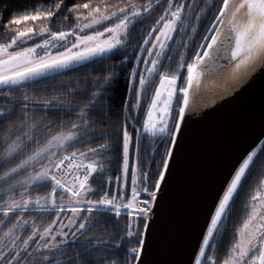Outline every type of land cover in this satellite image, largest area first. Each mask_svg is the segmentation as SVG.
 I'll return each mask as SVG.
<instances>
[{
    "label": "snow or ice",
    "instance_id": "6c2138e0",
    "mask_svg": "<svg viewBox=\"0 0 264 264\" xmlns=\"http://www.w3.org/2000/svg\"><path fill=\"white\" fill-rule=\"evenodd\" d=\"M162 2L145 0L137 4L130 0L119 7L108 3H103V7H92L91 3L74 4L68 11L77 13L76 23L67 30L52 31L49 26L21 30L24 22L55 18L64 7V0H59L47 7L36 5L33 11L23 15L14 14L4 26L6 31L0 34L3 38L0 42V96L8 106L0 108V193H3L0 195L3 216L0 225L6 230L0 233V264H70L71 261H78V264H147L144 259L148 243L146 233L151 228L159 193L171 174L186 135L184 122L191 88L199 85L204 71L214 69L221 61H236L235 66L239 68L253 56L264 54V0H222L191 62L186 65V86L178 87L187 52L199 33L202 18L213 4L196 11L197 0H167L163 13L147 35H142L143 43L133 45L140 53H132L135 63L126 71L132 63L127 54L130 32L141 20L149 18ZM83 10H89L87 15ZM242 10L246 16L243 21L238 18ZM67 20L68 17H64L61 23ZM189 28L188 39L178 42L184 51L180 53L176 72L172 75L161 73L171 42L178 33L181 37L186 35ZM37 38H41L39 43H30ZM117 55L123 56L118 63H107ZM171 59L169 57V67ZM89 64L108 71L86 76L84 90L78 91V85L77 89H67L51 99L39 101H32L27 95V85L38 83L37 78L54 79L63 75V69ZM157 74L159 86L147 107L142 127H137L134 121L139 117L133 113H139L143 107L145 93ZM121 82L125 85L124 99L116 108L114 89ZM88 84L94 90L88 91ZM52 87L65 88V85L59 83ZM20 90L24 91L22 96L17 95ZM76 95L90 99L80 106L72 103ZM102 98L103 103L100 102ZM37 109L75 113V119L67 127L62 121L45 123L37 118ZM121 113L123 122L119 119ZM130 121L132 131H129ZM102 125L108 127L98 129L97 126ZM57 127L59 130L53 132ZM259 135L264 136V130ZM146 136L150 138L152 152L144 163L141 145ZM93 140L104 142L86 151L60 155L74 144ZM133 142L134 157L131 153ZM114 152L122 157L121 171L115 177L116 191L109 195L110 190L104 189L99 199H90L89 196L97 191L90 187V179L98 178L103 182L104 173L110 170V165L104 161L110 160ZM258 152L264 155V141L251 151L234 153L223 162L214 182L207 188L206 229L195 254V264H218L215 256L222 240V229L240 190L257 168ZM129 176L130 196L125 191ZM261 176H264V169ZM49 184V194L35 198L30 195L36 188ZM17 189L20 190L19 199L15 197ZM58 191L59 197L56 196ZM246 207L251 211L237 229L238 239L232 243L222 264H264V214H261L264 212V179L259 181ZM28 211L55 212L56 216L44 226L43 215L40 222L26 219ZM17 212L21 215L16 216ZM95 213L112 214L116 218L117 232L103 233L108 239L86 235L98 222ZM13 216L15 221L9 226ZM121 216L129 218L124 226H119ZM26 227H30L31 232L23 237L19 230H26ZM125 241L134 246L126 248ZM73 246L77 251L67 255L65 250ZM209 247L213 249L211 256L206 251Z\"/></svg>",
    "mask_w": 264,
    "mask_h": 264
},
{
    "label": "water",
    "instance_id": "95a60500",
    "mask_svg": "<svg viewBox=\"0 0 264 264\" xmlns=\"http://www.w3.org/2000/svg\"><path fill=\"white\" fill-rule=\"evenodd\" d=\"M238 18L246 19L244 10ZM233 62L221 61L204 71L199 85L190 90L186 135L146 233L147 264H195L206 229L207 188L225 160L264 141L259 135L264 130V54L227 80L224 72Z\"/></svg>",
    "mask_w": 264,
    "mask_h": 264
},
{
    "label": "trees",
    "instance_id": "16d2710c",
    "mask_svg": "<svg viewBox=\"0 0 264 264\" xmlns=\"http://www.w3.org/2000/svg\"><path fill=\"white\" fill-rule=\"evenodd\" d=\"M56 2H59V0H0V34L4 33L6 31L5 25L8 24L9 20L12 18L14 14L23 15L26 11L31 12L34 9V6H44L47 7L51 4H54ZM130 0H103V3H108L112 7H119L123 6L126 3H129ZM137 4H143L145 0H134ZM191 2V0H189ZM85 3H91L92 7H95L97 5H100L103 7V3L101 0H64V7L63 10L51 21H43V22H24L21 26V30L24 28L32 27L37 30L41 27L49 26L51 27L52 31H59V30H67L72 25L76 23V15L75 12H69L68 9L71 8L74 4L83 5ZM197 3L199 7H197L195 10L200 11V8L204 7L207 4H213V7L208 9L207 16L202 18L200 22L199 27V33L195 36V42L192 44L191 49L187 52V60L185 62V65L192 60V57L195 54L196 48L199 46L200 41L204 37L206 30L208 26L211 24V20L214 19V13L218 11V4L222 3V0H197ZM167 7V0H163L160 7H158L149 18L141 20L139 23H137L134 30L130 32V40L131 43L127 46V54L131 57L132 63H129L127 66V69H131L133 63H135V56L132 55L133 52L140 53V49L138 47L133 48V45L137 42L143 43V39L141 38L142 35L146 36L147 32L151 29V26L155 23L156 19L159 18V16L163 13V9ZM110 11L112 8L110 7ZM89 10H83V14L87 15V12ZM64 17H68V20L64 23H61L64 21ZM193 22H195V17L192 18ZM191 35V28H189V31L186 35L181 37V35L178 33L176 36V39L171 42V49L168 52V56L164 58V63L161 66L160 72L166 73V74H174L176 72L177 67L179 66L180 61V53L184 51L182 45H179L178 42L183 38L184 40L188 39V36ZM152 39H155V37H152ZM0 42H3L2 36H0ZM151 47V45H149ZM143 55L147 56V52H144ZM169 57H171V66L169 67ZM123 58L122 55H117L114 57H111L107 63H118ZM184 65V71L183 74L178 78L179 83L178 87L182 88L185 85L186 82V76L187 72ZM140 67L143 68V62H141ZM95 69V70H94ZM63 72V75L56 76L54 79H43V78H37L38 83L31 84L29 83L27 85V95L31 98L32 101H39L43 99H51V97L55 94L61 93L66 91L67 89H77V86L79 85V90H84L85 88V77H92L96 76L101 73H106L108 71L107 69H101L97 68L96 65L89 64L87 67H81L80 65H73L69 69H63L61 70ZM123 73H121V76ZM159 74L156 75L153 83L149 86L147 92L144 96L143 101V107L140 109L139 113H133V115H138V119L134 121L137 127H142L143 121L146 115L147 107L151 101V98L154 94L155 88L157 86V83L159 82ZM63 83L65 85V88H54L52 87L53 84H59ZM138 83V81H137ZM47 86V87H45ZM2 87V86H0ZM124 89L125 85L123 82L119 84L118 87H115V96L113 103L116 108L120 106L124 99ZM87 90L92 91L94 90L91 86V84L87 85ZM24 94L23 90H20L17 95L22 96ZM72 99V98H68ZM90 99L89 96L81 97L79 95H76L75 99L72 100V103L79 104L80 106H83V104L87 103ZM177 99L181 100L182 97H177ZM103 103V98L100 101ZM15 103V102H13ZM21 103H24L21 101ZM31 103V101H29ZM8 105L6 103V100L4 97L0 96V108H6ZM178 106V105H177ZM21 109L18 107L17 111H20ZM79 109H77L78 111ZM37 118L43 119L45 123H47L49 120L59 124L61 121L65 124V126H69L70 122L75 119V113H69V112H52V111H44L41 109H37L35 112ZM119 119L121 122H123V113L119 115ZM132 122H129V131H132L131 127ZM98 129L100 127L107 128V125L97 126ZM59 128H54L53 132L58 131ZM90 133L89 135H91ZM103 140H93V141H85L82 143L74 144L72 147L67 148L66 152H73L75 150L79 151H86L89 147H95L96 145L103 143ZM152 148L150 144V138L145 137L144 141L141 145V157L144 160V163L148 162V156L151 154ZM132 156L134 157L136 154L135 149V142H133V146L131 148ZM159 157L157 156V159ZM89 159H93L92 157H89ZM257 168L254 170L252 175L249 177V180L245 183V186L240 190V195L235 201L234 207L231 211L230 216L226 219L225 225L222 229V240L219 242V249L216 252L215 259L218 261V264H222L223 260L226 258V255L228 253L229 248L231 247L232 243L235 242V240L238 238L237 229L243 224V220L247 217V214L249 213L250 207H246L248 205L250 197L254 193V189L257 187L259 181L264 178V176H261V171L264 169V155H260V153H257ZM104 163L110 165V170L108 172L104 173V180L101 182L98 178H92L89 181V185L92 189L97 190L95 191V194L90 195V199H99L101 195L104 194V189H109V195H111L113 192L116 191L118 184L115 179V177L120 173L121 166H122V157L118 156L117 153L111 154V159L108 161H104ZM155 167V165H153ZM111 177V179H109ZM123 184V181L120 182ZM131 189V181L130 176L128 179V186L125 189L127 194L129 195ZM19 191V189H17ZM16 190V192H17ZM51 190L50 184L46 187H39L36 188L33 191L39 192L40 194L44 192V194H49V191ZM20 193V192H19ZM19 193H17V196H15L17 199L20 198ZM0 195H3V193H0ZM60 192L58 191L56 193V196L59 197ZM35 198V197H33ZM57 203H59V200H57ZM71 213H68V215ZM21 215V213L17 212L16 216ZM44 216V220L42 223L44 226H46L48 223H51L52 219L55 218L56 213L51 212V214L48 213H37L33 211H28L26 213L25 218H33L36 219L38 222H40V216ZM84 215H88L87 212H84ZM96 217H98V222L96 225L92 228L90 232H88L86 235L88 236H96L101 239H108L107 235H102L103 233H112L117 232L118 227L116 223V218L110 214V213H95ZM0 218H3L2 213H0ZM82 218V217H81ZM127 216H121L119 218V226H124L128 222ZM15 221V216L12 217L11 221H9V226L12 222ZM66 222V221H65ZM6 228L3 225H0V233L2 231H5ZM42 230V229H41ZM67 231V229H65ZM75 230V229H73ZM31 232L30 227H26L25 229L19 230V233L23 237H27ZM122 238V237H121ZM83 239V237H81ZM124 246L131 247L134 246L133 244H129L127 241H125ZM66 254L71 255L72 252L77 251V248L73 246L72 248L66 249ZM207 253L209 256L213 254V249L211 247L208 248ZM114 258V257H109ZM205 260H207V257H204ZM70 264H78V261H71Z\"/></svg>",
    "mask_w": 264,
    "mask_h": 264
},
{
    "label": "bare ground",
    "instance_id": "6f19581e",
    "mask_svg": "<svg viewBox=\"0 0 264 264\" xmlns=\"http://www.w3.org/2000/svg\"><path fill=\"white\" fill-rule=\"evenodd\" d=\"M258 55L253 56L252 59H250L247 63L241 64L239 68H237L236 65V61H234L232 64H230L224 72V77L227 80H231L235 77H237L239 74H241L246 68L247 66L255 59L257 58ZM159 81V80H158ZM157 87L159 86V83H157ZM146 118V115H145ZM68 154V153H67ZM68 179H71V176L68 177Z\"/></svg>",
    "mask_w": 264,
    "mask_h": 264
},
{
    "label": "rangeland",
    "instance_id": "374dc122",
    "mask_svg": "<svg viewBox=\"0 0 264 264\" xmlns=\"http://www.w3.org/2000/svg\"><path fill=\"white\" fill-rule=\"evenodd\" d=\"M105 26H107V25H105ZM40 39H41V38H37V39H35L34 41H32V42H30V43H39V42H40ZM190 62H191V61H190ZM186 65H187V64H186ZM186 65H185V67H186ZM168 75H172V74H168ZM178 83H179V80H178ZM184 86H185V85H184ZM67 153L69 154L70 152H66V151H65V152L61 153L60 155L67 154ZM263 179H264V178H263ZM19 192H20V190H19V191L17 190V192L15 193V196H17V193H19ZM50 192H51V190L49 191V193H50ZM30 195H31L32 197H36L37 195H41V196H42V195H45V194H44V192L40 194L39 192L32 191V192L30 193ZM253 195H254V193H253ZM250 211H251V208H250L249 212H250ZM261 214H264V212H262ZM69 215H71V214H69ZM241 226H242V225H241ZM241 226H240V227H241ZM237 239H238V238H237Z\"/></svg>",
    "mask_w": 264,
    "mask_h": 264
}]
</instances>
